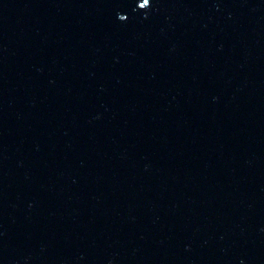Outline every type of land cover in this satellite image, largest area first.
Here are the masks:
<instances>
[{
    "label": "water",
    "instance_id": "1",
    "mask_svg": "<svg viewBox=\"0 0 264 264\" xmlns=\"http://www.w3.org/2000/svg\"><path fill=\"white\" fill-rule=\"evenodd\" d=\"M0 264H264V0H0Z\"/></svg>",
    "mask_w": 264,
    "mask_h": 264
}]
</instances>
